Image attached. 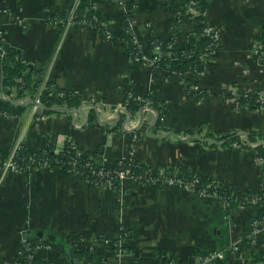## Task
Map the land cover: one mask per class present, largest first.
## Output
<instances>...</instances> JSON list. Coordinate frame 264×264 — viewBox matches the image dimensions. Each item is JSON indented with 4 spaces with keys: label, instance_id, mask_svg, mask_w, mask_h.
Here are the masks:
<instances>
[{
    "label": "crops",
    "instance_id": "1",
    "mask_svg": "<svg viewBox=\"0 0 264 264\" xmlns=\"http://www.w3.org/2000/svg\"><path fill=\"white\" fill-rule=\"evenodd\" d=\"M197 1L208 6L207 24L216 29L218 45L203 55L205 72L187 73L189 84L183 78L155 77L153 67L137 63L122 40L129 9L148 52L151 40L158 46L159 40L170 38L187 49L188 35L201 20L178 17L180 0H90L105 16L102 26L54 24L47 18L76 12L79 0H0V11L5 12L1 26L5 40H0L22 50L28 64L44 71L38 91L49 81L53 99L61 98L57 96L61 90L80 96L77 106L54 104L42 114L33 109L38 91L26 89L21 95V89L1 86L0 102L4 96L27 106L17 115L0 109V153L10 155L23 144L38 151L48 142L59 151L72 140L79 149L94 153L101 165L111 166L133 154L150 168L186 167L197 177L229 183L235 192L253 191L264 197V155L258 151L264 150V107L249 102L234 106L232 98L222 95H233L231 90L240 87L264 100V69L257 53L264 0ZM127 86L139 96L152 93L166 102L160 128L159 112L152 104L128 114L123 104ZM189 86L206 89L207 97L190 104ZM137 130L138 145L132 151ZM225 131L236 132L247 145L213 141ZM4 163L0 166L4 264L19 260L26 240L37 244L35 256L48 264H97L78 256L85 249L96 252L101 264H264V227L251 248L244 243L252 232L247 225L254 214L251 205L238 204L229 211L225 199L189 185L126 180L122 189L94 187L81 175L65 174L58 167L11 171ZM66 239L73 242L69 248ZM232 244H239L240 250L228 251ZM215 249H227L224 258L206 262L207 253Z\"/></svg>",
    "mask_w": 264,
    "mask_h": 264
},
{
    "label": "trees",
    "instance_id": "2",
    "mask_svg": "<svg viewBox=\"0 0 264 264\" xmlns=\"http://www.w3.org/2000/svg\"><path fill=\"white\" fill-rule=\"evenodd\" d=\"M187 4H189V0H180V3L177 5V12L186 9ZM127 7L132 8L133 5L130 2H127ZM95 7L90 2V0H82L78 6L77 11L75 12V17L73 21L75 22H85L87 25L94 26L99 23L105 22V16L100 12L94 9ZM197 8L205 12V14L199 16L201 22L195 29V31L189 33L188 35V48L179 47L174 38L159 40L158 46H156V41L151 40L152 42L149 44V49L154 51L155 54H162L160 59L152 66L153 74L155 77L165 76L166 78H183L186 81L187 73L189 71H194L199 69L203 72L206 71L203 66V55L210 54L213 51V46L211 43L213 40L211 37L205 35V27L207 23L206 13L208 10V6L206 3L198 2ZM4 12L1 11L0 15ZM69 11H62L58 13L47 14V18L54 24H66L68 21ZM124 18H128V14H124ZM2 26V22L0 21V28ZM122 40L128 43V49L131 57L134 59L136 54L135 44L133 43L132 36L124 33ZM258 42L263 45V48L260 52H264V29L258 35ZM215 44V43H214ZM190 53L191 56H188ZM23 51L17 48H13L8 46L2 40H0V89L3 86L16 87V89H21V95L23 92L28 89L32 94H36L38 91V87L42 81V75L44 73L43 70H38L31 64H28L27 61L23 59ZM189 84L190 81H189ZM2 86V87H1ZM52 86L51 82H47V88L42 90L41 100L42 107L39 108L38 113L46 114L50 111L47 108L52 107L54 104H63L67 103L71 106L79 105V101L77 97H80L78 93H74V91L66 90L71 95H67L61 97L60 99H53L50 97V88ZM39 92V91H38ZM208 92L206 89H201L200 91L192 94H187V99L190 104H194L201 99L206 98ZM222 95L224 98H232L234 101V106H242L243 104H255L256 107L263 106L264 100L258 101V97L254 94H249L247 96L242 95L238 99H234L232 94H228L223 92ZM76 97L75 99H71L72 97ZM152 102V106L159 112V120L157 122L156 127L160 128L163 124V118L167 115L162 109L165 105V101L159 100L154 94L149 93L148 95L143 96V98H139V95L135 92V90L131 86L126 87V93L124 97V108L130 115H135L139 112L141 108L145 106L147 100ZM30 105V103H29ZM254 105V106H255ZM27 105L19 104L16 101H12L9 99H3L0 102V109L10 115H17L19 111H23ZM136 139L133 140L134 147L138 145L139 131H135ZM189 134H195L194 130L188 131ZM200 134V132H199ZM197 135V134H195ZM220 138H213V141L223 140L226 144H239L242 146H246L248 142H245L243 145V140L241 137L233 131L222 132ZM208 136V135H206ZM210 136V135H209ZM204 138V137H203ZM251 139V138H249ZM259 154L261 156L264 155V150L262 147L258 148ZM78 155V156H77ZM94 155V153L78 149L74 146L72 140H68L65 142L63 148L59 151L56 150L55 146L48 142L44 147H42L38 151H32L27 146L20 145L16 149L14 160L17 164L22 168L26 169L29 166H34V158H36L39 163L47 162L51 167H58L62 169V172L65 174H71V169L73 167V160L77 159L78 166L82 168L84 178L91 180L95 175L92 173L93 170L100 169L101 165L96 163L90 159V157ZM8 154L0 153V166L8 159ZM93 157V156H92ZM120 169H132L134 174L138 177L137 181L145 182L146 176H151L153 179H156L159 175L164 173L165 175H170L174 172H178L182 178V180L186 183L193 181L194 179L199 180V192L206 189V191L210 194H216L219 197L225 199L228 203L227 209L231 211L238 204L251 205L253 207L254 214L248 219L247 225L250 231L253 230V222L256 220L263 221L264 225V197L261 193L248 191L247 193H238L235 192V189L232 185L222 180H215L211 177H197L189 171L186 167H173V166H164L159 168H150L148 165L142 163L140 160L133 158L129 161H124L121 164L115 163L111 170L118 171ZM107 170V168H105ZM111 175H114V172H111ZM115 180L118 181V178L115 177ZM136 182V181H135ZM96 186V185H95ZM94 186V187H95ZM116 188L120 185L115 183ZM254 199L255 202L253 201ZM254 239L249 237L245 240L246 247H252ZM26 244H30L33 249L36 248L37 244L30 242L29 240L25 241ZM65 247L69 248L70 245L73 244L72 241L66 239ZM25 244V243H24ZM45 245V243H42ZM34 253V250H32ZM23 253L26 257L22 260H17L15 264H48L41 257L34 256L30 258L32 252L27 248H23ZM80 258L87 257L90 260H96L97 264L102 263L101 257L96 253L89 249H85L83 251L77 252ZM0 264H4L3 259L0 257Z\"/></svg>",
    "mask_w": 264,
    "mask_h": 264
},
{
    "label": "built area",
    "instance_id": "3",
    "mask_svg": "<svg viewBox=\"0 0 264 264\" xmlns=\"http://www.w3.org/2000/svg\"><path fill=\"white\" fill-rule=\"evenodd\" d=\"M81 1L82 0H79L78 4H80ZM197 3H198L197 0H189V4H187L186 9L180 11L178 13V17H185L187 15H192L195 12V9L196 10L198 9ZM126 12H127V14H130L129 9H126ZM0 13H1V11H0ZM203 14H205V12L198 9V13L193 15V16L199 17ZM3 15H4V13L2 15H0V21L1 22L3 20ZM74 17H75V12H72V14H70L68 16L67 23L71 24L72 22H75V21H73ZM104 23L105 22L99 23V24L96 23V25H94V26H102ZM134 24L135 23L132 21V19L130 17L125 19V25H126L125 26V33L132 36V40H133V43L135 44V48H136V54H135L134 60L137 63H144V64H148V65L153 66L160 59L162 54H159V53L155 54L154 51L148 52L144 48V46L141 44L139 37L137 36V34L135 32V25ZM204 33L206 36L211 37V39L213 40V42L211 43V46H213V51H214L218 45L216 29L214 27H212L211 25L206 23ZM0 37L2 40H5V38L3 37L2 27L0 28ZM262 48H263V45L258 42L257 43L258 58L261 61L262 65H263V69H264V52H260V50ZM188 56H191L190 53H188ZM44 87H45V85L42 86L41 90L39 91V93L36 95V97L34 99L33 109L35 112L38 111L40 106L42 105L41 93H42V90H45ZM46 88H47V85H46ZM239 88L234 87V89L231 90V93H233L234 98L237 99V98H239V96L249 95V93H247L245 91H239ZM198 91H199V89L195 90V87L189 86L187 93L192 94V92L196 93ZM67 95H71V93H68L66 90H61V91H59L57 96L58 97H64ZM2 98L5 99L4 96ZM139 98L142 99L143 97L139 96ZM258 101H263V99L258 98ZM151 104H152V102L148 99L147 103L145 104L143 109L148 108L149 105H151ZM135 139H136V135H135L134 140ZM74 146L76 148H78L75 144H74ZM135 149H136V147H134V144L132 143L131 150L134 151ZM15 153H16V149L13 150V152L9 155L8 159L5 161L4 167L6 170L25 171V170H29V169H38L41 167H51L47 162L39 163L40 161H38L36 158L32 157L35 161L34 166H29L26 169H22L17 164V162L14 160ZM133 158H135V157H133V154H131V155H129V157L120 158L115 163L121 164L124 161H129ZM90 159L95 161L92 156L90 157ZM113 165H111V166L101 165L100 169L92 171V173L95 175V177H93L91 180H89L87 178H84L82 168H80L78 166L77 159H74L73 160V167L71 169V174L81 175L85 180H87V182H89L90 185H92V186L96 185L95 187L108 186L110 188H116L115 183H118L120 185L118 187V189H122L124 187V185H123L124 181H126V180H131L133 182L137 181L138 177L134 174L132 169H126V170L120 169L118 171H112L111 168ZM105 168H107V170H105ZM111 172H114V175H111ZM115 177L118 178V181L115 180ZM145 179H146V181L141 182V183L147 184V183H151V182H161L162 184H167V185H181V186L189 185L190 187H194L195 189L200 190L199 185H198L199 180L197 178L194 179L193 181L189 182V183H186L182 180V178L178 172H174L170 175H165L164 173H162L156 179H153L151 176H146ZM201 193L210 194L206 191V189L201 191ZM213 195H216V194H213ZM255 200L256 199H254L253 201L255 202ZM263 227H264L263 221H260V220L254 221L253 222V230L250 234V237H252L255 240V236L257 235V233L260 230L263 229ZM24 248L25 249L27 248L28 250H30L32 252V254L30 255V258L35 256V249H33V247L29 243L26 244V242H25ZM32 250H34V253ZM239 250H240L239 244H232L230 246V248H228V251H234L235 252V251H239ZM226 252H227V249H221V250L215 249V250L209 251L205 257V261L211 263L212 261H214L216 259H222V258H224ZM25 257H26V255L22 251V254H21V257L19 258V260H22Z\"/></svg>",
    "mask_w": 264,
    "mask_h": 264
},
{
    "label": "rangeland",
    "instance_id": "4",
    "mask_svg": "<svg viewBox=\"0 0 264 264\" xmlns=\"http://www.w3.org/2000/svg\"><path fill=\"white\" fill-rule=\"evenodd\" d=\"M126 11V10H125ZM130 11V10H129ZM130 13H131V11H130ZM198 13V9L196 10L195 9V12L192 14V15H195V14H197ZM4 14H5V12H4ZM128 17H131V14H128ZM164 112H166L167 113V111H168V107H167V104H166V102H165V105L163 106V109H162ZM163 120V122H164V118L162 119ZM112 189H118V188H112Z\"/></svg>",
    "mask_w": 264,
    "mask_h": 264
},
{
    "label": "water",
    "instance_id": "5",
    "mask_svg": "<svg viewBox=\"0 0 264 264\" xmlns=\"http://www.w3.org/2000/svg\"><path fill=\"white\" fill-rule=\"evenodd\" d=\"M51 81V79H49ZM70 252L74 253V248H70Z\"/></svg>",
    "mask_w": 264,
    "mask_h": 264
}]
</instances>
